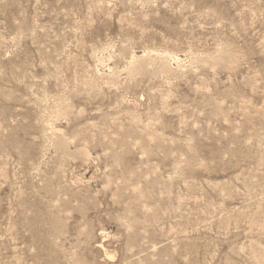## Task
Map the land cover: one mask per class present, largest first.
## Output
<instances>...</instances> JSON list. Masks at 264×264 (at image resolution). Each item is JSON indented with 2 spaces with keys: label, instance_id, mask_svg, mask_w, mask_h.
<instances>
[{
  "label": "rangeland",
  "instance_id": "rangeland-1",
  "mask_svg": "<svg viewBox=\"0 0 264 264\" xmlns=\"http://www.w3.org/2000/svg\"><path fill=\"white\" fill-rule=\"evenodd\" d=\"M0 264H264V0H0Z\"/></svg>",
  "mask_w": 264,
  "mask_h": 264
}]
</instances>
